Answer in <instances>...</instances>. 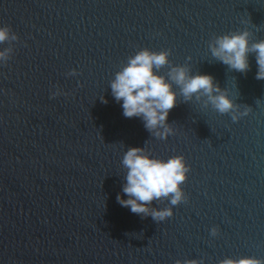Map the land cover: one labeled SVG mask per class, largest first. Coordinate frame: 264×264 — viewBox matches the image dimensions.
<instances>
[{"label":"water","instance_id":"water-1","mask_svg":"<svg viewBox=\"0 0 264 264\" xmlns=\"http://www.w3.org/2000/svg\"><path fill=\"white\" fill-rule=\"evenodd\" d=\"M6 25L19 39L0 63V264L264 259V80L254 54L245 74L208 47L236 30L264 39V0H0ZM143 48L170 49L171 65L212 75L248 115L233 122L204 97L184 103L174 85V134L151 135L141 118L123 115L110 88ZM129 147L190 165L187 201L153 202L172 207L164 221L117 202Z\"/></svg>","mask_w":264,"mask_h":264},{"label":"clouds","instance_id":"clouds-1","mask_svg":"<svg viewBox=\"0 0 264 264\" xmlns=\"http://www.w3.org/2000/svg\"><path fill=\"white\" fill-rule=\"evenodd\" d=\"M253 33L248 30H236L214 36L208 47L212 57L230 70L247 73L250 70L249 55L254 54L257 72L255 78L264 80V39L253 42ZM19 39L10 26L0 27V44L8 43V47L0 50V63L6 64L13 52L12 42ZM171 50L153 51L143 48L129 56L121 70L115 73L110 82L111 94L121 104L126 118L139 117L148 132L162 140L174 134L168 123L170 111L177 105L178 93L174 85L179 87V95L183 102L204 100V106L211 105L220 114H231L233 122L248 115L250 107L239 110L237 104L209 74H191L187 65H171ZM191 57H189L190 59ZM168 67L166 75L160 70ZM68 75H77L73 69ZM62 94L57 89L51 98ZM101 102L107 103L105 97ZM122 165L127 170L122 194H118L117 202L130 208L131 212L143 217L150 216L155 222L164 221L173 216L171 206L153 207L154 201H170L176 206L187 201L181 187L187 180L190 165L183 155H174L167 160L155 158L146 147H129L123 155ZM127 196V199L124 196ZM219 228L213 227L211 235L217 236ZM175 264H204L203 259H187L175 261ZM219 264H264V259L256 257L225 258Z\"/></svg>","mask_w":264,"mask_h":264}]
</instances>
